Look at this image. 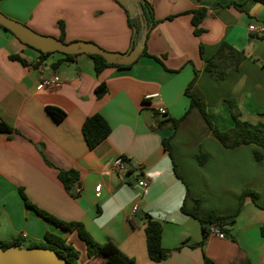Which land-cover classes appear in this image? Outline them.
<instances>
[{
	"label": "crops",
	"instance_id": "crops-1",
	"mask_svg": "<svg viewBox=\"0 0 264 264\" xmlns=\"http://www.w3.org/2000/svg\"><path fill=\"white\" fill-rule=\"evenodd\" d=\"M156 24L145 39L149 55H138L128 67H106L99 74L85 53L53 66L62 57L51 53L34 65L40 52L0 27V121L13 131H0V240H21L22 248L43 240L49 231L78 250V264H95L77 230L63 229L40 216L27 201L63 221H74L97 242L112 241L133 264H264V157L256 160L253 144L224 147L185 94L203 99L219 129L233 126L224 100L235 102L240 119L264 122V35L248 30L264 24V3L257 0H148ZM118 0H0V11L33 30L65 41H91L115 52L128 50L131 29ZM122 4V3H121ZM139 7V2L131 0ZM123 5V4H122ZM124 6V5H123ZM125 7V6H124ZM204 7V31L193 34L190 10ZM126 9V8H125ZM171 16V17H170ZM170 17V18H169ZM18 55L24 62L11 58ZM155 56L156 58H154ZM53 77L56 87L41 85ZM104 82L107 91L94 89ZM159 93L158 97L144 98ZM65 111L55 121L45 110ZM159 107L165 113L158 111ZM100 114L110 133L88 148L81 131L87 116ZM185 114V115H184ZM181 118L176 129L154 128L160 118ZM170 137L172 157L162 146ZM260 150V149H259ZM124 154L127 174L111 170L113 158ZM204 155L200 164L196 155ZM44 157L52 164L46 163ZM175 163L190 197L205 211L232 213L242 191L250 198L223 237L210 233L203 246L201 225L181 210L193 202L173 171ZM73 169L81 187L72 195L57 170ZM144 177L146 187L137 185ZM100 184L99 193L95 186ZM135 209H133V207ZM162 226L167 258L148 257L144 228L149 217Z\"/></svg>",
	"mask_w": 264,
	"mask_h": 264
},
{
	"label": "trees",
	"instance_id": "trees-1",
	"mask_svg": "<svg viewBox=\"0 0 264 264\" xmlns=\"http://www.w3.org/2000/svg\"><path fill=\"white\" fill-rule=\"evenodd\" d=\"M264 3V0H257ZM119 3V2H118ZM127 14V24L131 29V41L128 49H132L138 41V34L142 26L148 31L156 24L157 20L154 17L153 6L148 0H140L139 5L141 7V13L136 16H130L127 9L120 3ZM191 13V24L193 26V34L199 35L204 29L201 23L206 16V8L199 7L190 10ZM171 17V16H170ZM169 17V18H170ZM60 34L58 38L65 41V29L62 21L58 22ZM0 27L4 28L0 25ZM147 33L146 37L147 38ZM146 41V40H145ZM40 52V51H39ZM53 52H40V57L34 65L40 64L45 58H47ZM62 54V57L55 61L53 66H56L64 61H69L74 59L78 54ZM92 59L93 70L96 74H99L106 67H128L129 65L116 64L107 62L102 56L98 54H87ZM141 55H149L146 50V44L143 47ZM156 58L155 56H153ZM11 58L18 59L21 62L24 60L18 55H12ZM197 77L195 72L194 77L188 83L185 94L190 99V107H196L201 113L202 117L206 121L208 127L211 129L213 135L220 141V143L226 148H233L244 144H253L259 149H254V157L256 160H260L264 157V122L251 123L246 120H242L239 117L237 106L232 100H224L229 108L233 118V126L228 129H219L211 121L209 114L206 109V104L203 99L193 90V82ZM107 91V87L104 82L99 83L94 92L97 97H102ZM46 112L55 120H62L66 113L64 110L57 106L47 105L45 106ZM185 115V114H184ZM181 118H171L165 117L160 118L156 122L154 128L171 127L173 130L176 129ZM0 131L10 132L13 128L6 123L0 121ZM82 135L86 142L88 148H94L103 139H105L110 133V126L107 121L98 113H94L87 116L81 125ZM162 146L167 151V153L172 157V148L170 145V137L162 139ZM198 163L202 164L205 161L204 155H196ZM44 160L48 164H52L48 159L44 157ZM173 171L178 178L182 180L185 184L186 192L185 198H190L193 202L192 206L187 208L184 204L181 206V210L193 218L197 219L201 225L202 239L198 243V246H203L206 242L208 235L211 233V227L217 228L224 236L227 232V227L232 226L236 217L242 209L243 202L246 198H250L252 202L257 204V193L251 189H245L241 192L236 209L229 214H218L214 211H205L201 207V200L199 198L190 197L189 188L186 181L182 178L179 173L175 163L173 162ZM57 177L62 182L66 190H68L72 195L77 196L74 191L75 185L78 184V173L73 169H61L57 170ZM22 198L24 199L27 206L33 208L40 216L51 221L55 225L72 231L77 230L80 239L85 242L86 254L88 257H96L98 261L95 264H133L134 260L126 256L112 241L108 240L105 242L95 241L81 226L80 223L74 221H63L60 220L50 213L34 206L29 201H27L23 192H21ZM149 217V216H148ZM146 236V250L148 257L154 261H161L168 257L169 250L162 246V226L159 221L148 218L146 226L144 228ZM260 232L264 236V223L260 227ZM16 244L21 247V240L3 241L0 240V246L4 249L9 245ZM44 247L55 250L60 254L68 264H78L77 259L79 252L75 249L66 239L60 235L53 232H45L43 240L38 243H29L26 247ZM210 260L204 257V264H209Z\"/></svg>",
	"mask_w": 264,
	"mask_h": 264
},
{
	"label": "water",
	"instance_id": "water-1",
	"mask_svg": "<svg viewBox=\"0 0 264 264\" xmlns=\"http://www.w3.org/2000/svg\"><path fill=\"white\" fill-rule=\"evenodd\" d=\"M127 9L130 16L141 13V7L131 5V0H118ZM139 2L140 0H134ZM0 25L12 32L21 42L40 52H59L63 54H98L109 63L129 65L136 61L145 45L146 29L142 26L137 44L124 52L106 50L91 41H62L53 35L41 34L26 24L10 18L0 11ZM0 264H68L55 250L44 247H25L12 244L6 248L0 246Z\"/></svg>",
	"mask_w": 264,
	"mask_h": 264
},
{
	"label": "built area",
	"instance_id": "built-area-1",
	"mask_svg": "<svg viewBox=\"0 0 264 264\" xmlns=\"http://www.w3.org/2000/svg\"><path fill=\"white\" fill-rule=\"evenodd\" d=\"M248 30L258 35H264V24L262 23L250 24L248 26ZM59 83L60 82L56 78H53V77H46V78H43L41 81V85L46 88L56 87L59 85ZM158 96H159V93L155 92L152 94L145 95L144 98L158 97ZM158 111L161 114L165 113V109L163 107H159ZM129 169H130V165H129L128 158L126 155L118 154L113 158L112 163H111V170L113 172L124 175L128 173ZM147 184H148V181L144 177L138 178L137 185L141 187H146ZM94 189L96 193H99L100 184H97ZM80 190H81L80 185L79 184L75 185L74 187L75 193L78 194ZM135 207L136 206H134L133 209H135ZM211 233H214L217 236L223 237V234L217 228L211 227Z\"/></svg>",
	"mask_w": 264,
	"mask_h": 264
},
{
	"label": "rangeland",
	"instance_id": "rangeland-1",
	"mask_svg": "<svg viewBox=\"0 0 264 264\" xmlns=\"http://www.w3.org/2000/svg\"><path fill=\"white\" fill-rule=\"evenodd\" d=\"M105 49V48H104ZM107 50V49H106ZM109 51H111V50H109Z\"/></svg>",
	"mask_w": 264,
	"mask_h": 264
}]
</instances>
